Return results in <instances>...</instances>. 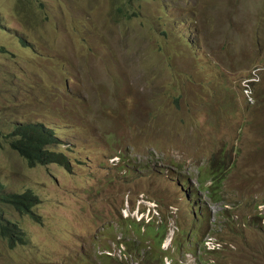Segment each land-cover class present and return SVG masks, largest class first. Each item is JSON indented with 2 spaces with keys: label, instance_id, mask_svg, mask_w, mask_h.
Returning <instances> with one entry per match:
<instances>
[{
  "label": "rangeland",
  "instance_id": "1",
  "mask_svg": "<svg viewBox=\"0 0 264 264\" xmlns=\"http://www.w3.org/2000/svg\"><path fill=\"white\" fill-rule=\"evenodd\" d=\"M111 3L0 0V130L43 121L70 160L31 167L0 139V182L38 197L37 220L7 210L26 243L0 240V264H102L99 247L121 233L152 251L159 224L124 214L149 203L178 229L176 264L193 262L181 255L211 227L212 203L231 208L202 260L264 264V0H132L119 18ZM221 150L214 202L197 159Z\"/></svg>",
  "mask_w": 264,
  "mask_h": 264
},
{
  "label": "trees",
  "instance_id": "2",
  "mask_svg": "<svg viewBox=\"0 0 264 264\" xmlns=\"http://www.w3.org/2000/svg\"><path fill=\"white\" fill-rule=\"evenodd\" d=\"M131 1L132 0H112L111 5L115 12L113 16H117L119 18L120 16L129 17L131 14H135L133 10L129 12ZM28 7L29 9H31L30 5ZM28 7L25 6V10H27ZM124 8H126L125 11ZM0 28L3 29L1 19ZM19 37V41L22 45L28 44L25 37H21V35ZM2 50H4V48H2ZM173 99H175V101H178V97H175ZM11 125L12 128L7 133H3L0 130V139L4 138L5 141L8 143L9 147L14 150L20 157H22L29 166L33 167L37 165H48L51 163H55L70 170V160L68 156L62 150L58 149V146L62 143V140L57 135L54 127L44 123L43 121L34 119L18 120L12 123ZM115 154H118V163L119 161L124 162L123 153L118 152ZM202 159L203 158L197 159V163L205 162L208 164L206 166L207 176L205 179H202V181H211V184L209 186H204V183L203 185L201 184L202 188L210 192L209 195L210 197H212L213 200H220L217 189L221 187L224 181L226 174L225 170H227L229 164V161L227 160L226 151L221 150L219 155L213 153V155L208 158L207 162L205 157L204 160ZM197 168H199L198 165ZM211 188L213 189V191L209 190ZM196 197H198L197 192ZM37 203L38 197L32 190L26 189L21 192H10L7 191L4 188L3 183L0 182V240L5 241L6 245L9 248H14L15 246L20 244H25L26 232L22 231L19 225L7 216V210H12L20 214H27L32 219L37 220L38 216L33 212V207ZM136 224L140 225V223L138 222H136ZM137 229L138 232H140V226H138ZM149 229L151 230L148 234L155 241V244L153 246L152 251L146 252L148 249L144 250V255L142 259H139L138 264H162L160 244L165 236L166 226L165 224H161L155 229ZM125 245L126 254L132 257H135L134 253H137V255H139V251H141L142 249H140V247H138V244L134 241H132V250L130 248V243L126 244L125 242ZM213 252L217 253V251ZM100 257L105 258L101 259L102 264H127L126 261L111 259L110 256L105 253H102ZM216 262L217 264H220L217 260Z\"/></svg>",
  "mask_w": 264,
  "mask_h": 264
},
{
  "label": "built area",
  "instance_id": "3",
  "mask_svg": "<svg viewBox=\"0 0 264 264\" xmlns=\"http://www.w3.org/2000/svg\"><path fill=\"white\" fill-rule=\"evenodd\" d=\"M227 207V205L224 204H218V203H212V204H208V209L210 211V224L211 227L206 231V233L204 234L199 246L197 247V252L199 254H202L201 252H205V253H209L212 251H216L221 247V243L220 241L217 239V233L219 230H221V225L219 224L218 221V217L219 214ZM124 213H126V209H124ZM158 205L156 203H149L147 205V208L144 211H140V210H136L132 213H130L131 217L136 219V221L142 222V223H149L150 221H152V219H155L158 217ZM168 232L165 236V239L163 241L162 247L164 249H169L172 247V239H173V235L174 232L176 230V227L174 226L173 221L168 222ZM117 239H119V237H117ZM125 247L123 245L122 242H119L118 245L113 248L112 250H108V249H100V252L98 253H105L108 255H115L117 256L119 259H127V254L124 251ZM198 254V255H199ZM183 259L189 260L192 259V263L190 264H196L195 260L196 257L187 252L184 254V256L182 257ZM165 264H170V261L167 260V258H165ZM130 264H136L134 262H131ZM205 264H216V262L211 261V260H207L205 262Z\"/></svg>",
  "mask_w": 264,
  "mask_h": 264
},
{
  "label": "clouds",
  "instance_id": "4",
  "mask_svg": "<svg viewBox=\"0 0 264 264\" xmlns=\"http://www.w3.org/2000/svg\"><path fill=\"white\" fill-rule=\"evenodd\" d=\"M251 76H249L248 78H250ZM250 79H253V78H250ZM248 83H250L251 81H247ZM117 155V154H116ZM113 157H115L116 159H115V161H117L118 162V160H119V157H117V156H113ZM207 181H209V183L208 184H206V182ZM198 182V181H197ZM211 184V181L210 180H206L205 182H204V186H209ZM209 195V194H208ZM213 200V199H212ZM214 202H219V201H215V200H213ZM157 204V203H156ZM158 205V204H157ZM208 207V206H207ZM231 207H229V208H226V209H224L220 214H219V217L226 211V210H229ZM145 209H141L140 211H144ZM209 210V209H208ZM158 211H159V215H158V217L156 218V220L155 219H152V221H150L152 224H154L155 222H157L159 225H161V224H164L163 222H165V226H166V233H165V236H166V234H167V232H168V222H169V218H168V221H167V223H166V220L164 221L163 220V218L161 219V215L162 214H160L161 212H160V210H159V207H158ZM126 213L127 214H125V216H127V217H130L131 215H130V211L128 212V210L126 209ZM209 213H210V211H209ZM126 217V218H127ZM219 217H218V221H219ZM131 219L136 223V222H138V223H140V225L142 226V227H144L146 224H148V223H142V222H139V221H136V219H134V218H132L131 217ZM149 222V223H150ZM219 224H220V221H219ZM221 225V224H220ZM143 229V228H142ZM178 229H176L175 230V232H174V235H175V233H176V231H177ZM206 233V232H205ZM204 233V234H205ZM174 235H173V239H172V243H173V240H174ZM165 236H164V238H163V240H162V242H161V244H160V248H161V251L164 253V255H162V264H165V258H167V260H169L170 261V264H176V260H174L175 258L173 257V255H170V253H168V250L169 249H164L163 247H162V244H163V241H164V239H165ZM204 236V235H203ZM121 237H122V239H116V241H115V243H114V246H109L107 249L108 250H112L113 248H115L117 245H118V243L119 242H122L123 243V245H124V247H125V249H124V251H125V253H126V245H125V237H124V235H123V233H121ZM203 238V237H202ZM174 244V243H173ZM173 246V245H172ZM199 246V245H198ZM198 246H196V248H194V249H190V248H188L186 251H184L183 253H182V255H181V257H183L184 256V254L185 253H187V252H189V253H191V254H194L195 253V251L197 250V247ZM99 250H100V247H99ZM173 252V251H172ZM97 254H99V255H101L100 253H98L97 252ZM208 255H214L215 254V252H209V253H207ZM143 255H144V250H141L140 251V253H139V257H132V256H130V255H128L127 254V259H119L117 256H115V255H109L110 257H112V258H115V259H117V260H119V261H126L127 262V264H130L131 262H134V263H136V264H138L139 263V259H142V257H143ZM197 259H199L198 261H202V263H205L206 262V260H202L203 259V257H202V254H199L198 255V258ZM215 262H216V260H215ZM216 264H217V262H216Z\"/></svg>",
  "mask_w": 264,
  "mask_h": 264
}]
</instances>
